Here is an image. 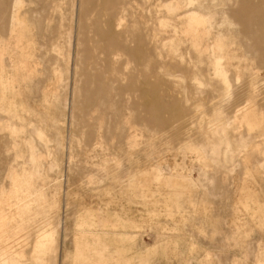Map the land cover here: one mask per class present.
I'll return each mask as SVG.
<instances>
[{"label": "rangeland", "instance_id": "374dc122", "mask_svg": "<svg viewBox=\"0 0 264 264\" xmlns=\"http://www.w3.org/2000/svg\"><path fill=\"white\" fill-rule=\"evenodd\" d=\"M0 264H264V0H0Z\"/></svg>", "mask_w": 264, "mask_h": 264}, {"label": "bare ground", "instance_id": "6f19581e", "mask_svg": "<svg viewBox=\"0 0 264 264\" xmlns=\"http://www.w3.org/2000/svg\"><path fill=\"white\" fill-rule=\"evenodd\" d=\"M118 25H120V24H119V23H116V26H118ZM118 27H119V26H118ZM97 70H99V69H97ZM99 71H100V70H99ZM94 72H95V71H94ZM94 72H93V73H94ZM92 75H93V74H92ZM119 76H120V75H119ZM93 78H94V77H93ZM102 78H103V77H102ZM93 87H94V86H93ZM91 88H92V87H91ZM101 88H102V87H101ZM143 94H144V93H143ZM95 97H96V95H95ZM83 105H84V104H83ZM123 121H124V123L122 122L123 124L128 125V121H127V119H123ZM122 123H121V124H122ZM119 124H120V122H119Z\"/></svg>", "mask_w": 264, "mask_h": 264}]
</instances>
